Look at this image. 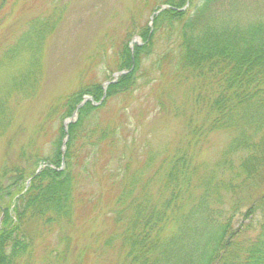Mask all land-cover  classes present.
I'll use <instances>...</instances> for the list:
<instances>
[{
	"label": "trees",
	"instance_id": "16d2710c",
	"mask_svg": "<svg viewBox=\"0 0 264 264\" xmlns=\"http://www.w3.org/2000/svg\"><path fill=\"white\" fill-rule=\"evenodd\" d=\"M8 1L0 0V7ZM223 3L158 0L153 11L168 7L153 15L151 27L139 30L141 43L120 49L115 71L125 73L105 91L95 82L66 98L61 119L84 93L100 102L82 105L67 132L58 127L43 168L28 177L25 167L1 173L0 264H32L26 221L41 220L47 229L71 222L81 205L101 198L102 182L95 191H79L80 179L96 182L99 172L107 195L112 191L106 216L115 228L104 243L117 245L115 264H264V16L241 23ZM37 21L40 28L30 32L52 31L56 19L51 12ZM10 48L0 50V61ZM151 59L155 63L148 69L168 63L174 82L188 85L190 99L186 115L172 113L181 119L184 135L157 152L150 151L146 138L140 140L138 124L131 129L133 104L121 107L117 122L106 123L102 116L103 105L112 99L133 92L141 96L145 85L165 75L164 68L147 70ZM4 105L0 102V137L12 120ZM212 130L235 136L216 164L219 179L211 178L213 172L194 178L196 149ZM238 215L258 219L243 229L234 227ZM67 252V246L60 255L50 252L46 264L65 263ZM83 252L71 264H85Z\"/></svg>",
	"mask_w": 264,
	"mask_h": 264
},
{
	"label": "rangeland",
	"instance_id": "374dc122",
	"mask_svg": "<svg viewBox=\"0 0 264 264\" xmlns=\"http://www.w3.org/2000/svg\"><path fill=\"white\" fill-rule=\"evenodd\" d=\"M157 1L9 0L0 7V50L9 45L13 49L0 61V102L5 104L3 109L12 113L6 135L0 137V178L7 168L25 167L27 177L43 168V159L49 153L50 142L58 127L62 125L67 132L68 125L77 120V110L82 105L100 102L84 93L75 110L61 119L66 98L95 82L101 83L105 91L108 84L104 83L117 80L115 73H125L126 69L115 71L120 49L126 45L132 50L141 43L139 30L145 25L151 27L153 12L160 6L162 9L168 7L163 4L153 11ZM223 2L224 10L229 8L234 19L241 23L264 16V0ZM51 12L56 19L52 31H29L41 26L40 21L34 22L35 18ZM19 35L22 36L17 39ZM154 61L151 59L147 63V70L164 68L165 75L145 85L141 96L133 92L129 98L112 99L114 101L103 105L102 116L106 123L117 122L121 118V107L133 104L129 112L133 122L131 129H136L138 124L136 133L140 140L146 138L150 151L157 152L166 145L176 144L182 133L184 135L181 119L172 113L186 115L190 111L187 109L190 99L188 85L174 82L168 63L159 62L155 68L148 69ZM201 118V114L197 115L195 124ZM234 136L235 133L228 130L209 131L204 144L196 149L197 157L193 163L197 167L192 176L196 178L201 172H213L211 178L219 179L216 164ZM65 139L66 136L62 139L63 150ZM233 160L237 161V155ZM98 174L100 179L96 182L80 179L79 191H95L102 182L101 198L92 206L81 205L71 222H56L47 229L49 226H44L41 220L26 221L33 248L32 264H46L50 252L60 255L66 246L67 259L65 263L57 264H71L81 250L84 251L82 260L85 264L116 263L117 253L120 255L117 245L104 243L105 239L112 237L115 228L111 217L106 216L112 191L108 196L107 190L103 189L104 176ZM192 183L200 187L198 179ZM0 184L4 185V181ZM254 219L238 215L234 227L241 224L244 229L251 221L255 224ZM248 232L249 229L243 235Z\"/></svg>",
	"mask_w": 264,
	"mask_h": 264
},
{
	"label": "water",
	"instance_id": "95a60500",
	"mask_svg": "<svg viewBox=\"0 0 264 264\" xmlns=\"http://www.w3.org/2000/svg\"><path fill=\"white\" fill-rule=\"evenodd\" d=\"M162 8H163V7H161V9H162ZM159 10H160V9H159ZM159 10H158L156 13H158ZM156 13H155V14H156ZM117 75H118V73H115V74H114V77L116 78ZM108 83H109V82H106V83H104V84L106 85V84H108ZM75 116H76V115L74 114V117H75Z\"/></svg>",
	"mask_w": 264,
	"mask_h": 264
}]
</instances>
